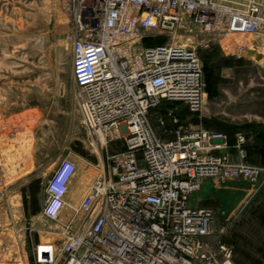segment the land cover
<instances>
[{"label":"built area","instance_id":"obj_1","mask_svg":"<svg viewBox=\"0 0 264 264\" xmlns=\"http://www.w3.org/2000/svg\"><path fill=\"white\" fill-rule=\"evenodd\" d=\"M71 6L72 79L82 125L95 140L123 141L94 181L60 240L38 264H228L232 249L215 244V211L191 198L205 180L256 182L261 170L218 153L226 136L203 128L156 136L149 113L164 102L191 112L204 105V71L196 49L176 41L193 33L264 34V4L218 0H67ZM195 29V30H194ZM172 41L147 45L151 38ZM245 47L241 46L243 50ZM105 146V147H106ZM76 171L61 162L47 184L43 215L59 220Z\"/></svg>","mask_w":264,"mask_h":264},{"label":"rangeland","instance_id":"obj_2","mask_svg":"<svg viewBox=\"0 0 264 264\" xmlns=\"http://www.w3.org/2000/svg\"><path fill=\"white\" fill-rule=\"evenodd\" d=\"M72 33L67 0H0V245L8 264H38V246L62 238L68 211L59 220L43 215L48 181L62 161L77 164L67 203L78 207L108 158L125 149L123 141L110 143L99 154L90 144L71 74ZM228 34L177 31L176 41L201 59L207 102L199 112L164 102L148 122L162 139L193 128L222 133L227 147L218 153L261 170L253 183L205 180L191 204L215 211V244L232 249L230 264H264V34ZM245 42L249 49L238 52Z\"/></svg>","mask_w":264,"mask_h":264},{"label":"bare ground","instance_id":"obj_3","mask_svg":"<svg viewBox=\"0 0 264 264\" xmlns=\"http://www.w3.org/2000/svg\"><path fill=\"white\" fill-rule=\"evenodd\" d=\"M244 3V2H243ZM248 5V4H247ZM63 15H65V16H67V18H68V15H66L65 13L63 14ZM73 19V18H72ZM74 29V28H73ZM235 36V35H239V34H228V36ZM241 35V34H240ZM244 43V42H243ZM229 45V44H228ZM232 46V45H231ZM230 46V47H231ZM241 46H244L245 48L242 50L241 49ZM241 46H239V48L237 49V51L238 52H245L246 50H248L249 49V45H248V43H246L245 42V45L243 44V45H241ZM228 47V46H227ZM257 57V56H256ZM203 102H207V95L204 93L203 94ZM106 138L102 135V134H98L97 135V138H95V140H90V144L92 145V147L95 149V151H97V153H99L100 154V149H104L105 148V146H106V140H105ZM76 164V163H75ZM86 169V168H85ZM77 172H78V168H77V164H76V171L74 172V174H73V176L71 177V179H70V181H69V183H68V186H69V188H70V186H71V184H72V181H73V178H74V176L77 174ZM90 172V171H89ZM96 173V172H95ZM94 173V174H95ZM85 174V173H84ZM89 176H91L92 175V173L90 172V174H88ZM87 179V178H86ZM69 188H68V192H69ZM78 189V188H77ZM68 192H67V195H68ZM67 195H66V205H65V207H64V209H63V211H62V215H61V218L63 217L64 218V216H63V214L65 213V212H67L68 211V214H67V216H69V217H67V218H65L67 221L68 220H70L71 218L73 219V222H74V225L77 227L78 225H79V223H80V221H81V219H82V217H83V210L80 208V206H78V207H73L72 205H68V203H67ZM69 209H68V208ZM1 209V208H0ZM4 211V210H3ZM1 213V212H0ZM18 213V212H17ZM5 216V215H4ZM17 216V215H16ZM60 218V219H61ZM5 220V219H4ZM2 222H4V221H2ZM6 223V222H5ZM64 224H66V221H65V223ZM63 224V225H64ZM7 225V224H6ZM47 245H45L44 247H42V249H41V254L42 255H44V254H46L47 253ZM8 255L9 254H7L6 252H4L2 249H1V245H0V264H8V262H7V259L8 258H10V257H8ZM8 257V258H7ZM228 264H230V263H228Z\"/></svg>","mask_w":264,"mask_h":264},{"label":"water","instance_id":"obj_4","mask_svg":"<svg viewBox=\"0 0 264 264\" xmlns=\"http://www.w3.org/2000/svg\"><path fill=\"white\" fill-rule=\"evenodd\" d=\"M257 59L259 60V59H260V57H257Z\"/></svg>","mask_w":264,"mask_h":264}]
</instances>
